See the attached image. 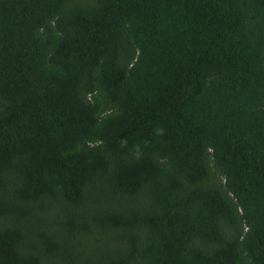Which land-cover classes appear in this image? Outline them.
Here are the masks:
<instances>
[{
	"label": "trees",
	"instance_id": "trees-1",
	"mask_svg": "<svg viewBox=\"0 0 264 264\" xmlns=\"http://www.w3.org/2000/svg\"><path fill=\"white\" fill-rule=\"evenodd\" d=\"M0 264H264V0H0Z\"/></svg>",
	"mask_w": 264,
	"mask_h": 264
}]
</instances>
